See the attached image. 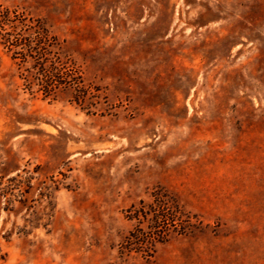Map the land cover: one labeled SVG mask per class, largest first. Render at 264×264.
<instances>
[{
	"label": "rangeland",
	"instance_id": "rangeland-1",
	"mask_svg": "<svg viewBox=\"0 0 264 264\" xmlns=\"http://www.w3.org/2000/svg\"><path fill=\"white\" fill-rule=\"evenodd\" d=\"M0 264H264V0H0Z\"/></svg>",
	"mask_w": 264,
	"mask_h": 264
}]
</instances>
